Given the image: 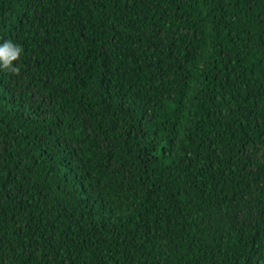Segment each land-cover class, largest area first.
Wrapping results in <instances>:
<instances>
[{
  "label": "trees",
  "instance_id": "16d2710c",
  "mask_svg": "<svg viewBox=\"0 0 264 264\" xmlns=\"http://www.w3.org/2000/svg\"><path fill=\"white\" fill-rule=\"evenodd\" d=\"M0 264H264V0H0Z\"/></svg>",
  "mask_w": 264,
  "mask_h": 264
},
{
  "label": "clouds",
  "instance_id": "9594fccd",
  "mask_svg": "<svg viewBox=\"0 0 264 264\" xmlns=\"http://www.w3.org/2000/svg\"><path fill=\"white\" fill-rule=\"evenodd\" d=\"M23 52L24 49L20 44L11 40L4 41L0 44V69L19 75L21 69L15 62L19 61Z\"/></svg>",
  "mask_w": 264,
  "mask_h": 264
}]
</instances>
